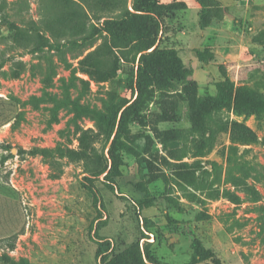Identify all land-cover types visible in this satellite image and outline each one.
Segmentation results:
<instances>
[{
    "label": "rangeland",
    "instance_id": "374dc122",
    "mask_svg": "<svg viewBox=\"0 0 264 264\" xmlns=\"http://www.w3.org/2000/svg\"><path fill=\"white\" fill-rule=\"evenodd\" d=\"M202 1L144 0L175 59L107 181L116 131L58 105L113 120L138 97L103 30L133 0H0V264H264V0Z\"/></svg>",
    "mask_w": 264,
    "mask_h": 264
},
{
    "label": "trees",
    "instance_id": "16d2710c",
    "mask_svg": "<svg viewBox=\"0 0 264 264\" xmlns=\"http://www.w3.org/2000/svg\"><path fill=\"white\" fill-rule=\"evenodd\" d=\"M204 5L202 0H197ZM144 0H133L134 11L127 10L124 14L111 20H105L103 23V30L110 33L116 38L124 41L123 46H130L129 53L134 52L131 58L133 61L139 56V66L137 71V78L135 80L136 90L138 97L134 101L126 100L112 120L110 116L105 115L103 112L95 108L84 107L70 98L59 102V106H72L78 113L85 112L92 114L98 126L105 131L115 132L116 135L109 148L110 167L96 173V175L104 174L107 181H113L115 177L121 175V167L124 163L123 155L118 148V141L121 132L125 128V122L129 119L132 109L137 105L139 97L146 89L156 82L157 78L161 77L159 70H162L169 65L171 60H174V55L159 48L157 45L158 35L160 32V22L152 15L149 10L144 7ZM131 32L135 38H129L127 32ZM182 74L186 77L192 74V69L183 68ZM225 85L223 82L219 86ZM120 118L118 120L119 114ZM195 248V255L201 257L203 260L209 258L207 251L204 249L199 241L193 244ZM125 254L132 256V250H127Z\"/></svg>",
    "mask_w": 264,
    "mask_h": 264
}]
</instances>
